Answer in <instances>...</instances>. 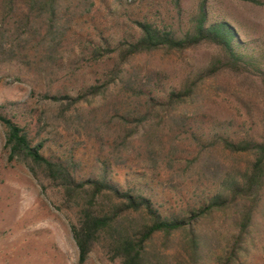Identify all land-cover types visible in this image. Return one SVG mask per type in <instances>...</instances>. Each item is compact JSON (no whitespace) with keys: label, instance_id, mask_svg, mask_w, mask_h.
<instances>
[{"label":"rangeland","instance_id":"rangeland-1","mask_svg":"<svg viewBox=\"0 0 264 264\" xmlns=\"http://www.w3.org/2000/svg\"><path fill=\"white\" fill-rule=\"evenodd\" d=\"M89 2L91 10L84 17H79L83 9L76 1L66 0L59 5L67 21L65 26H71L64 46L56 54L60 68L53 67L38 49L28 51L20 62L0 65V113L23 128L33 144L42 143L44 156H73L81 160L82 174L86 175L96 167V156L113 155L119 164L115 168L118 181L148 184L155 198L166 207L188 208L200 190L206 194L214 191L207 180L208 174L201 168L202 162H195L200 149L190 141L189 134L202 135L206 143L220 126L231 134H248L259 140L264 88L246 74L222 71L204 76V70L217 54L216 48L210 45L183 52L160 50L137 56L126 68L154 94L164 96L171 89L195 86L191 100L175 110L187 119L189 131L179 134L161 127L164 130L155 137L158 155L154 168L146 159L142 129L133 137H126L124 148L114 152V143L124 135L118 117L128 114L135 105L119 87L69 107L51 105L40 97L44 93L56 94L80 87L92 80L90 72L102 71L104 63L107 66L117 63V56L110 55L92 71L87 67L66 70L69 62L82 57L80 45L75 41L77 34L87 39L94 37L97 27L115 43L123 30H130L129 22L122 16L123 7L114 0ZM196 3L197 0H182V25ZM208 10L211 20L230 22L244 44L242 50L264 67V5L208 0ZM134 11L133 7H127L129 14ZM83 21H86L83 27L71 25ZM64 111L66 116L61 118ZM153 124L148 122L146 131ZM4 133L0 125V264H77L78 251L65 218L51 206L47 198H51V193L42 192L27 168L9 161ZM206 155L226 175L243 170L249 160L248 156L231 155L218 147ZM235 218V212L228 210L213 212L200 220L206 246L198 264H231L227 256L237 233ZM152 244L165 253L166 264H190L180 236L171 237L168 242L157 236ZM241 248L238 264H264V205ZM85 264L117 263L108 261L95 247Z\"/></svg>","mask_w":264,"mask_h":264},{"label":"trees","instance_id":"trees-1","mask_svg":"<svg viewBox=\"0 0 264 264\" xmlns=\"http://www.w3.org/2000/svg\"><path fill=\"white\" fill-rule=\"evenodd\" d=\"M62 1L66 0H0V65L20 62L28 51L38 49V53L41 51L53 67H61L56 54L71 31V26H65L67 21L61 13L59 5ZM71 1H76L83 9L79 17L90 12V0ZM236 1L264 5L262 0ZM114 2L123 7L122 16L129 22L130 30H123L115 43L103 36L104 32L97 27L94 37L87 39L77 34L75 41L80 45L82 57L69 62L66 70L87 67L92 71L95 65L106 62L104 58L110 55L117 56V63L111 66L104 63L102 71L90 72L92 80L80 87L40 95L51 105L66 104L69 107L119 87L135 105L128 114L118 117V125L124 135L119 136L120 140L114 143L112 151L123 149L124 141L142 129L146 138V159L154 168L158 155L155 137L164 130L161 127L179 134H188L189 131L187 119L175 110L191 100L195 86L171 89L164 96L154 94L126 68L129 61L137 56L160 50L183 52L210 45L216 48L217 54L204 70V76L222 71L246 74L258 80L264 88V67L242 50L244 44L230 22L211 20L208 0H197L183 25L180 22L184 13L182 0ZM127 7H133L135 11L129 14ZM85 23L71 25L78 28ZM60 116L65 117L66 111ZM148 122L154 124L146 131ZM0 125L5 132L4 149L9 161L27 168L39 182L42 192L51 193V198L47 196L51 206L65 218L78 251L77 264H85L95 247L108 261L117 264H166L165 253L152 244L157 236H161L163 242L180 236L190 264H198L206 246L200 220L213 212L228 210L235 212L237 233L227 261L238 264L242 243L264 205V110L259 140L248 134H231L220 126L206 143L202 141V135L189 134L190 141L200 149L195 162H202L201 168L208 174L207 180L214 191L206 194L205 190H200L194 195L196 200L192 205L178 210L166 207L155 198L148 184L128 183L126 179L118 181L115 168L119 164L113 155L96 156V167L83 175L81 160L73 156H44V145L33 144L23 128L1 113ZM215 147L231 155L248 156L247 166L232 174H224L220 165L213 166L206 155Z\"/></svg>","mask_w":264,"mask_h":264}]
</instances>
